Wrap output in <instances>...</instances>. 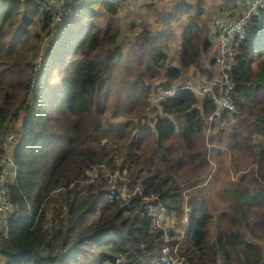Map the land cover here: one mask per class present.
Instances as JSON below:
<instances>
[{"label": "trees", "instance_id": "obj_1", "mask_svg": "<svg viewBox=\"0 0 264 264\" xmlns=\"http://www.w3.org/2000/svg\"><path fill=\"white\" fill-rule=\"evenodd\" d=\"M167 1L73 0L56 21L47 0H0V159L4 136L17 135L10 144L17 174L7 185L14 210L0 231V264H264V236L256 234L264 226V3L251 10L253 0L219 2L221 14H250L234 35L235 57L220 65L219 36L204 27L206 0L160 5ZM33 35L39 44L28 57ZM176 39L180 65L170 61ZM213 45L214 69L200 67L208 81L198 88L214 81L220 95L221 75L230 71L234 109L218 113L212 93L174 86ZM148 111L153 125L140 122ZM107 113L122 121L105 120ZM213 114V149L222 162L234 153L236 171L243 153L246 171L240 182H223L219 193L232 196L218 213L208 198L221 176L209 174ZM136 127L143 132L136 142L117 145ZM98 163L108 171L90 182L87 171ZM110 173L129 184L110 183ZM124 186L143 196L124 198ZM147 195L166 207V228L153 225Z\"/></svg>", "mask_w": 264, "mask_h": 264}, {"label": "built area", "instance_id": "obj_2", "mask_svg": "<svg viewBox=\"0 0 264 264\" xmlns=\"http://www.w3.org/2000/svg\"><path fill=\"white\" fill-rule=\"evenodd\" d=\"M47 10L51 12H56L57 16L55 17L56 21H60L63 17V14L67 11V7L73 2V0H47ZM264 3V0H253L251 1L252 9H257V7ZM250 4V1H249ZM251 12V11H249ZM250 14H244L242 16L233 18L229 14L219 15V17L213 23V32L210 35H218L219 36V47H220V65H224L233 57H235V49L233 46L234 39L233 34L235 31L240 30L246 20V18ZM228 16L229 18H226ZM223 77V79H222ZM221 84L222 86L227 85L222 89V93L217 95L213 90L214 81L207 83L206 85L197 88L196 90L200 94L212 93L215 99V102L218 103V109L216 113H218L222 107L234 109V104L230 101V91L232 87L231 83V75L229 71L224 70L223 75H221ZM173 91H170L169 94H172ZM214 119V114L209 117V124L212 123ZM5 137V145L4 151L5 155L0 159V231L7 227L9 222V217L14 210L13 203L10 199L8 193V183L11 180V176L14 177L17 174L16 165L13 157L11 156V148L10 144L14 143L16 137L13 131L9 132ZM104 164V165H103ZM93 170H100L99 174H103L108 171V167L105 163H98L91 168ZM118 178H123L119 173H110L109 182L114 183L118 180ZM125 183L129 184L130 180L125 178ZM90 181H94V177L90 178ZM60 188H55L53 191L54 196L59 195ZM139 192L140 196H143V190L140 187L135 188L133 191L129 192L126 186L122 189V196L126 199H130V197ZM152 197H145L146 208L148 214L151 216L152 223L154 226L166 228L169 224V220L167 219V209L164 205L158 202H150ZM186 221H189V218L186 214ZM1 249V244H0ZM168 247L164 248V252L168 255ZM166 259V258H165ZM170 260L173 261L171 258ZM123 258L117 259V264H123Z\"/></svg>", "mask_w": 264, "mask_h": 264}, {"label": "rangeland", "instance_id": "obj_3", "mask_svg": "<svg viewBox=\"0 0 264 264\" xmlns=\"http://www.w3.org/2000/svg\"><path fill=\"white\" fill-rule=\"evenodd\" d=\"M220 1L221 0H206V5H205L206 10H205V14H204V20H205L204 27L206 28V34H208L209 36H214V35H210V33L213 32V29H214L213 23L219 17V15L231 13V12H225L224 14L219 13V6L218 5H219ZM172 2H173V0H168L167 3L160 4V5L164 8H169L171 6ZM49 13L52 15V17H53L52 19H54L57 16L56 12L49 11ZM122 13L124 14V18H121V23H122V27H123V31H122L123 32L122 37H123V35L126 32L130 33V31L126 28V27H128V25H130L129 24L130 20L128 21L129 12L127 11V9L124 10ZM64 16H65V13L63 14V18H64ZM226 18H229V17L226 16ZM125 21L126 22L128 21L127 24L125 23ZM36 26L38 27L40 25H37V23H36ZM128 33H126L124 35V38H126ZM48 39H49V37H46V36L44 37L41 48L45 45V41H47ZM33 43L39 44L38 40H36L35 35H33V37H31V43L27 47L28 57L30 54L35 52L34 50L30 49L31 46L33 45ZM217 48L219 50V45H217ZM169 54H170L171 63L175 64V65H180V62H179L180 39H176L172 43L171 48L169 50ZM213 55L216 56V45L212 46V48L210 49V52L208 54L205 53V54L201 55V57L199 58V65H191L189 67H183L182 68V74L178 79L175 80L174 86H178L180 84H186V85L191 86V87H198L200 84L206 83L208 81V78H207V76L204 75V73L202 72V69H204V68L214 69V62H210V58ZM36 59H37V57L33 60V64L36 62ZM54 79L56 82L58 80V76L55 75ZM108 117H110L109 119L112 121H116V122L122 121L121 120L122 118L111 116V114H109V113L106 114L105 120H107ZM151 117H152V111H148L146 118L141 119V121L139 119H136L135 121H136V123H138L140 121L142 124L148 123V124L153 125V121H152ZM208 123H209V117H208ZM236 123H237V121L234 120L231 123L229 122L227 124L228 132L233 129V127L236 125ZM212 125H213V122L210 123L209 128H207V130H206L207 139L210 141V143H212V145L208 143L209 148H210L209 158H211L212 162H213L212 167L210 168L209 174H213V175L219 174L221 176L220 177L218 176V178H216V180L212 184V186H209V188H211V189L209 191V197L208 198H209V201L211 204V208H210L211 211H213L214 213H218L222 210L229 209V205H230V202H229L230 198L229 197L232 196V193L230 192L228 195H224V197H222L221 194L219 193L220 192L219 188L222 187L223 182H226L225 180L227 178H229V180H231V181L240 182L241 176L244 173H246V171L244 170L245 168L242 164L245 155L243 153L240 155L239 161H238L239 162V171H236L230 165V160H231V157L234 153L232 155L230 152L223 153V162H224V164H226L228 166V168H230V172H228L226 169V166L223 164L222 160L220 159L218 152L215 149H213V142L211 141V135L215 132H213L214 128ZM217 132H218V135L222 134L225 137L224 133H221L220 130H218ZM98 133H100L102 135L105 134L104 132H98ZM142 135H143V132L140 131L138 129V127H136V129L133 133H131L125 139L118 141L116 143H117V145L121 146L125 143L132 141V140L134 142H136L139 139L138 137H140ZM107 136H105L103 138V142H105V143H107V141H108V138H106ZM16 137H17V135H16ZM144 141H146L147 144H149V140L147 138ZM142 144L146 145L144 143H142ZM136 149L139 150V146ZM123 158H124V156H121L120 159L118 160V162H122ZM99 173H100V170L91 171V169L89 168L87 171V176H88L87 180H89L91 177H97L99 175ZM105 200H106V197L100 202L99 207L104 203ZM215 226H216V222L213 223L212 225H210L209 235L213 234V231L215 230ZM256 234H260V235L264 236V226L259 228L258 231L256 232ZM263 241L264 240H262L261 242H263ZM178 263H180V262H178Z\"/></svg>", "mask_w": 264, "mask_h": 264}, {"label": "clouds", "instance_id": "obj_4", "mask_svg": "<svg viewBox=\"0 0 264 264\" xmlns=\"http://www.w3.org/2000/svg\"><path fill=\"white\" fill-rule=\"evenodd\" d=\"M226 14H229V15H231L233 18H236V17H239V16H233L232 15V13H226ZM244 15V14H243ZM242 16V15H241ZM247 19V18H246ZM246 21V20H245ZM245 23V22H244ZM244 25V24H243ZM243 27V26H242ZM241 30V29H240ZM237 31H239V30H237ZM237 31H235L234 32V34H233V39H234V43H233V46L235 45V38H234V35H235V33L237 32ZM234 49H235V47H234ZM229 73H230V71H229ZM206 85V84H205ZM204 86V85H203ZM191 87V86H190ZM196 93H198L199 95H202V94H200L196 89L198 88V87H191ZM206 94V93H205ZM91 182V181H90Z\"/></svg>", "mask_w": 264, "mask_h": 264}]
</instances>
